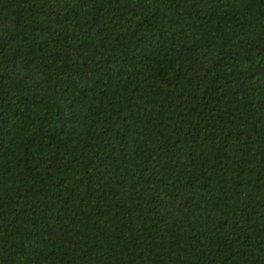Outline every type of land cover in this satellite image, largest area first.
Listing matches in <instances>:
<instances>
[{
	"label": "trees",
	"instance_id": "16d2710c",
	"mask_svg": "<svg viewBox=\"0 0 264 264\" xmlns=\"http://www.w3.org/2000/svg\"><path fill=\"white\" fill-rule=\"evenodd\" d=\"M0 264H264V0H0Z\"/></svg>",
	"mask_w": 264,
	"mask_h": 264
}]
</instances>
